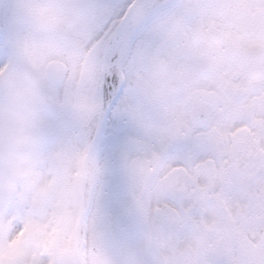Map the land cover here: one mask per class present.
<instances>
[{"label": "snow or ice", "instance_id": "obj_1", "mask_svg": "<svg viewBox=\"0 0 264 264\" xmlns=\"http://www.w3.org/2000/svg\"><path fill=\"white\" fill-rule=\"evenodd\" d=\"M0 264H264V0H0Z\"/></svg>", "mask_w": 264, "mask_h": 264}]
</instances>
